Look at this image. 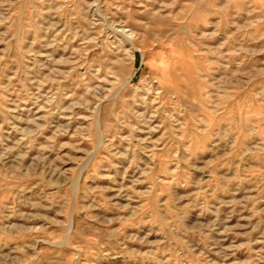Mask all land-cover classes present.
Instances as JSON below:
<instances>
[{"label": "rangeland", "instance_id": "rangeland-1", "mask_svg": "<svg viewBox=\"0 0 264 264\" xmlns=\"http://www.w3.org/2000/svg\"><path fill=\"white\" fill-rule=\"evenodd\" d=\"M0 264H264V0H0Z\"/></svg>", "mask_w": 264, "mask_h": 264}]
</instances>
